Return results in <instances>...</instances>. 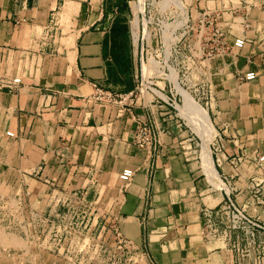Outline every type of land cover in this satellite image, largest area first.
<instances>
[{
	"label": "crops",
	"instance_id": "0c3cea01",
	"mask_svg": "<svg viewBox=\"0 0 264 264\" xmlns=\"http://www.w3.org/2000/svg\"><path fill=\"white\" fill-rule=\"evenodd\" d=\"M126 3L0 0V72L8 57L27 62L18 90L0 89V176L6 171L21 181L35 203L72 189L85 192L88 200L100 198L105 189L102 198L110 202L118 195L119 173L130 168L135 174L119 195L117 226L144 249L148 260L264 264V255L254 250L241 257L237 248L243 242L229 249L203 239L200 218L203 207H216L228 193L264 226V189L255 193L253 180V161L264 153V0H189L187 5L192 22L203 16L216 20L227 46L236 38L246 43L233 61L203 60V77L190 91L212 127L206 166L199 137L179 116L168 117L171 110L151 95L135 97L131 106L90 100L94 86L126 94L139 82L129 52V85L110 76L118 72L117 48L111 44L125 33L120 19ZM193 69L187 72L191 80ZM250 71L256 74L253 81L236 79L237 72ZM0 79L14 78L0 74ZM156 84L167 88L163 80ZM137 122L153 133L154 122L168 130L158 131L161 144L148 156L132 145Z\"/></svg>",
	"mask_w": 264,
	"mask_h": 264
},
{
	"label": "built area",
	"instance_id": "2783aa9c",
	"mask_svg": "<svg viewBox=\"0 0 264 264\" xmlns=\"http://www.w3.org/2000/svg\"><path fill=\"white\" fill-rule=\"evenodd\" d=\"M254 1V0H253ZM181 27L178 29H172L170 34L174 35L177 31H180V38L173 44V53L176 54V45L184 40L185 44L178 45L177 48H181L183 56L187 62L186 71L189 72L195 68L194 54L200 53L203 56V60H223L229 57L231 61L239 54L242 48L245 46V40L243 38H236L231 46H227L222 42V32L218 27L216 20L207 19V16H203L197 19L196 22H192L188 15ZM192 33L198 34L199 52L192 51V45L186 42V37ZM142 44V43H141ZM195 46V44H193ZM142 45L140 51V68L142 62ZM147 56V53H146ZM147 61V59H146ZM162 71H166L168 76L170 70L174 71L172 67L168 65L165 69L161 67ZM182 69V67H181ZM180 72V69H177ZM148 76V77H147ZM144 77L140 72L139 85L135 89L126 94L114 93L105 91L98 86H94L93 94L90 100L96 104L114 106L119 103L127 104L131 106L133 100L137 96L143 94L151 95L155 101L164 103L170 110V118H177L178 102L176 97L179 95L174 92V83L171 78H161L158 68H152L148 75ZM256 78L254 72H247L241 74L236 73V79L240 82H250ZM156 80H163L167 83V90L160 89L156 85ZM21 84L20 79H12L10 81H3L0 79V89H7L9 91L18 90V86ZM140 87V88H139ZM206 91L209 90L206 85ZM205 93V92H204ZM203 93V94H204ZM154 122V128L157 129L156 133H153L147 126L137 122L135 126V132L133 136L132 145L142 155L148 156L150 153L157 151L160 146V133H168V130L163 127L161 123ZM5 136L13 138V133L6 132ZM256 173L253 176L254 182L258 184V189H264V153L258 154L254 159ZM134 170L130 168L123 169L118 175V182L120 188L118 195L111 199L110 202L95 198V200H88L85 192L79 190H71L67 198L63 199L60 194H52L56 196L55 204L53 205V216L51 218H45L41 223L34 221L33 217H41L37 212H32L33 205L30 204L31 193L24 189V196H27V206L24 214L27 215V220L31 221L32 230L37 233H42L45 229L50 227L53 232H58L60 228L63 230L68 228V231L73 230L77 232V241L75 242V249L69 254V260L76 264H155L146 258L144 249L134 243L132 240L123 236L117 226V218L119 215V195H122L126 188L131 184L134 178ZM15 186V185H14ZM22 184H20V187ZM63 195V194H62ZM40 200V199H39ZM67 200L66 214H64L63 204ZM24 201H26L24 199ZM35 204V203H33ZM70 207H69V206ZM46 205L45 207H47ZM62 207V208H61ZM63 213L60 216V213ZM29 214V216H28ZM67 215V218L65 217ZM81 218V222L78 225L71 224V220ZM201 218V236L205 240L220 241L224 246L229 249H236V242L240 241L244 243V247L239 249L241 257L248 256L249 250H254L256 254L263 257L264 255V226L260 224L252 216H249L242 208L235 204L230 198L229 194L226 196L220 204L216 207L209 208L203 207L200 210ZM68 219L67 224H63L62 220ZM85 219V222L83 220ZM90 221L89 226L87 223ZM70 233V232H69Z\"/></svg>",
	"mask_w": 264,
	"mask_h": 264
},
{
	"label": "rangeland",
	"instance_id": "374dc122",
	"mask_svg": "<svg viewBox=\"0 0 264 264\" xmlns=\"http://www.w3.org/2000/svg\"><path fill=\"white\" fill-rule=\"evenodd\" d=\"M136 1L129 0V3H126L123 11H121L124 16L121 17L120 21L124 22L125 33L114 43L117 50L124 56L128 55V52L131 56L134 54L139 73L141 45L142 62L144 63L146 59L152 58L156 62L155 68H158L161 78L168 76V73L162 71L161 67L165 69V66L168 65L175 70L180 69L178 76H175L174 80L196 101V98L190 91H193L196 88V84L201 80V69L203 70V67L200 63L203 61V56L200 53L194 54L193 59L196 66L193 69L195 72L194 79H189L185 69L187 62L183 56V51L181 48H177L178 45H183L185 42L182 39L176 45L175 49L177 53L174 54L173 44L180 38V31H177L174 35L170 34L172 29H178L187 19L186 9L188 8L189 0ZM144 32L148 42L143 37ZM197 40V33H192L186 37V42H189L193 46V52L200 49ZM111 47L114 48L113 44H111ZM2 64L5 66V69L3 68L4 71L0 72V74L13 76V78L20 79V81L23 80L27 69V62H25L23 57H8ZM136 85L138 86L139 83ZM156 85L160 89L167 90L162 84ZM176 89L178 93H181L178 86H176ZM172 92L174 94L176 92L175 89ZM181 97L184 100L189 99L184 91L181 93ZM176 98L179 100L178 105H180V97L178 96ZM194 100L190 105L196 104L197 101L195 102ZM185 101L190 103L189 100ZM13 179L16 180V178H12L6 171L0 176V264H76L68 259L69 254L75 249V242L78 238L76 235L77 232L73 231L75 226L70 231H68V228L64 230L60 228L58 232H53V229L48 227L42 233H35L31 228L32 223L30 219L27 220V215L24 214L28 197L23 194L25 193L24 189L27 191L28 188H25L24 184L20 187V184H22L21 181L15 182ZM109 187H112V185ZM119 188L120 184L117 185V191H119ZM28 191L30 192V190ZM70 191H62L63 195L60 196L65 199ZM104 192L105 189H102L99 201L103 199ZM29 198L30 204L33 205L32 212L35 210L41 216L33 217L35 218L34 221L41 223L45 218L50 219L53 216V205L56 200L55 195L50 194L45 202L41 199L35 203L32 195ZM46 205L48 206L45 207ZM63 207H65L63 213L66 214L67 200L63 204ZM63 213L61 212L59 215L62 216ZM65 217L67 218V215ZM62 222L63 227V224H67L69 221L65 219ZM70 222L71 224L78 225L81 222V218L71 220ZM83 222H85V219ZM89 224L90 221H88L87 227ZM140 264L144 263L140 262Z\"/></svg>",
	"mask_w": 264,
	"mask_h": 264
},
{
	"label": "bare ground",
	"instance_id": "6f19581e",
	"mask_svg": "<svg viewBox=\"0 0 264 264\" xmlns=\"http://www.w3.org/2000/svg\"><path fill=\"white\" fill-rule=\"evenodd\" d=\"M166 1V0H165ZM138 2V1H137ZM178 4V3H177ZM179 5V4H178ZM142 15V14H139ZM179 24V23H178ZM133 26V25H132ZM138 27V25H137ZM144 39H148L146 37L145 32L143 33ZM156 66V62L152 58H148L147 61L141 64L140 72L141 74L146 77L148 75V72ZM173 82H174V88L176 93L180 97V105L177 107V114L178 116L184 121L185 125L194 132L200 139V146H201V157L203 160V164L205 166L208 164L206 162V159L209 158V152L207 146H209L211 137H212V127L208 120L206 111L194 100V98L185 90H183L176 82H175V74L170 70V76H169ZM176 86L179 87V90L181 93L184 91L185 94L189 97L190 103H187V101L184 100L183 97H181V93L177 92ZM193 100L196 102V104L190 105L193 103ZM211 162V161H210ZM207 163V164H206ZM208 169L210 167L207 166ZM203 170V169H202ZM207 171V170H206ZM209 173V172H208ZM209 176V174H208ZM221 184V183H220ZM223 189V188H222ZM53 190V189H52ZM226 191V190H225ZM56 192V191H55ZM16 243V242H15ZM7 246V245H5Z\"/></svg>",
	"mask_w": 264,
	"mask_h": 264
},
{
	"label": "trees",
	"instance_id": "16d2710c",
	"mask_svg": "<svg viewBox=\"0 0 264 264\" xmlns=\"http://www.w3.org/2000/svg\"><path fill=\"white\" fill-rule=\"evenodd\" d=\"M123 31H125V27L123 28ZM114 48H117L115 46V44L113 45ZM115 54H114V60L116 63V67L118 69V72H112L110 73V76L112 75V78L114 80V82L117 81H121L120 78L122 80H124L126 85H129V75H128V71L126 70V66H127V59L125 58L124 55L121 54V52L119 50H115Z\"/></svg>",
	"mask_w": 264,
	"mask_h": 264
}]
</instances>
